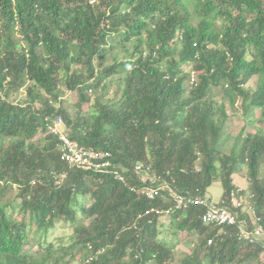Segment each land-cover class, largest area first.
<instances>
[{
    "label": "trees",
    "instance_id": "1",
    "mask_svg": "<svg viewBox=\"0 0 264 264\" xmlns=\"http://www.w3.org/2000/svg\"><path fill=\"white\" fill-rule=\"evenodd\" d=\"M21 88L25 100H12ZM65 90L77 93L72 116ZM237 99L244 127L224 153ZM57 116L70 138L110 152L113 166L62 161L47 128ZM251 124L260 128L246 131ZM242 166L249 186L239 195L264 225V0H0V264H171L174 244L158 238L163 214L197 233L181 264H259L264 242L239 239L238 224L205 223L206 204L176 208L166 189L208 204L218 178L212 203L229 205ZM58 172L65 178L55 184ZM14 186L20 219L6 210ZM236 212L238 223L253 222L246 206ZM59 221L71 228L66 246L47 241Z\"/></svg>",
    "mask_w": 264,
    "mask_h": 264
},
{
    "label": "rangeland",
    "instance_id": "2",
    "mask_svg": "<svg viewBox=\"0 0 264 264\" xmlns=\"http://www.w3.org/2000/svg\"><path fill=\"white\" fill-rule=\"evenodd\" d=\"M112 37L110 38V40ZM122 55V54H121ZM176 58V57H175ZM104 63L107 65L111 63V55H107L105 57ZM187 69V68H186ZM256 77H252L245 85V88L247 89H255L256 86ZM186 87H188L186 82ZM106 97L111 98L114 95V92L116 90V84L114 81L111 82L109 86H106ZM101 93V89H96L95 91H89L88 94H90L92 97L98 96ZM25 89L21 88L16 96H13L11 99H17L23 102L25 100ZM219 100L222 99L224 101H227L226 98L222 96L221 93H218ZM62 100L64 101L62 103L63 108L66 109V111L72 116L74 114V111L76 109L75 103L77 101V93L75 91L70 92L69 90H65L61 95ZM36 105H39L37 102ZM56 106L58 104L56 103ZM235 110L231 109L228 106V112L229 117L227 119V122L225 123L224 132L221 136L222 143L221 148L223 149L224 153H229L233 139L238 135V133L242 132L241 129L244 127V120L241 116V109H240V101L237 99L235 106ZM81 109L83 110V114H87V105H82ZM256 113H254V116ZM64 127V125H63ZM257 128H260V126H257L256 124H251L245 126L246 131H256ZM244 132V130H243ZM200 160H196L195 167L196 169H199L200 167ZM246 170L247 168L245 166H242L238 169V172L235 173L233 178V184L239 187H245L248 188V181L246 178ZM148 175H143V179H146ZM223 192V187L218 178L214 179L212 183L206 188L204 196L206 198H210L212 202L218 203L220 201L221 195ZM17 189L16 186H14L12 189H9V191L4 195V199L6 201H10L11 208H7V213H12V216L15 219L21 218V213L18 212L17 207L13 208V205H18L16 198ZM88 197L83 198L82 202H84L86 205L89 203ZM13 209V210H12ZM12 211V212H10ZM169 220L167 214H163V216L160 218V224H162L161 230L159 231L158 238L164 239L166 242H168L170 245L174 244L172 247V260L171 264H181L182 259L185 255L190 254L194 245L197 243V233L196 232H190L186 233L185 231H178L169 226ZM85 221V220H84ZM87 222V221H85ZM47 241L55 242L58 245L66 246L69 241V236L71 235V228H69V223H65L63 221L56 222L55 227L50 229L48 231ZM59 247V246H57ZM38 248L36 246H33L31 248L32 251H36ZM41 251V250H39ZM263 254V253H262ZM261 258V257H260ZM263 259V258H262ZM73 264H78L77 262H74ZM250 264H258L251 262ZM259 264H264V260H261Z\"/></svg>",
    "mask_w": 264,
    "mask_h": 264
},
{
    "label": "built area",
    "instance_id": "3",
    "mask_svg": "<svg viewBox=\"0 0 264 264\" xmlns=\"http://www.w3.org/2000/svg\"><path fill=\"white\" fill-rule=\"evenodd\" d=\"M53 134L58 136L60 159L64 161L68 166H74L84 170L103 171L113 166L111 162L112 156L110 152L95 150L91 147L80 144L78 141L69 137L67 130L63 127L62 118L57 116L53 119L47 127ZM142 165L136 163L134 165L135 172L142 170ZM119 175L117 170L114 171ZM146 172H149V166H146ZM65 178L64 172H58L54 174V183L60 184ZM119 178L120 177L119 175ZM153 178V177H152ZM166 189L174 196V202L176 208H185L189 204H206L205 211L202 218L205 223H212L216 225H235L238 224L237 236L239 239L247 241L249 243L264 242V225L258 218H254V206L249 204L245 200L244 195L239 193L244 190V187L236 186L229 192L228 204L215 205L212 202H208L204 198L195 196H186L175 194V192L167 185ZM156 193L153 186H149L144 189V194L147 198H153ZM251 197V195L249 196ZM247 207L253 215V222L249 220L247 223L242 220L238 223V215L236 209ZM167 213V212H165ZM210 242V241H209Z\"/></svg>",
    "mask_w": 264,
    "mask_h": 264
}]
</instances>
